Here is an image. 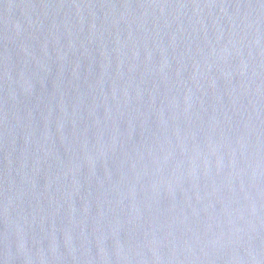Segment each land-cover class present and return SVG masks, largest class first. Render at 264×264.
Segmentation results:
<instances>
[{
	"label": "water",
	"instance_id": "obj_1",
	"mask_svg": "<svg viewBox=\"0 0 264 264\" xmlns=\"http://www.w3.org/2000/svg\"><path fill=\"white\" fill-rule=\"evenodd\" d=\"M0 264H264V0H0Z\"/></svg>",
	"mask_w": 264,
	"mask_h": 264
}]
</instances>
